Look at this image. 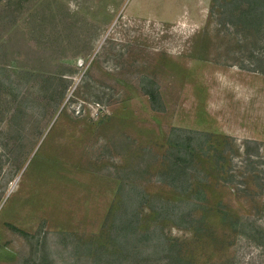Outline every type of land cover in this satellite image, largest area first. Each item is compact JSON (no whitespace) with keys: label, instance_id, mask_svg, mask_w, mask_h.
I'll list each match as a JSON object with an SVG mask.
<instances>
[{"label":"rangeland","instance_id":"obj_1","mask_svg":"<svg viewBox=\"0 0 264 264\" xmlns=\"http://www.w3.org/2000/svg\"><path fill=\"white\" fill-rule=\"evenodd\" d=\"M14 1L0 264H264V0Z\"/></svg>","mask_w":264,"mask_h":264},{"label":"trees","instance_id":"obj_2","mask_svg":"<svg viewBox=\"0 0 264 264\" xmlns=\"http://www.w3.org/2000/svg\"><path fill=\"white\" fill-rule=\"evenodd\" d=\"M17 3L18 2L17 1L15 2L14 0H7V4L2 5L0 0V47L5 46V44L11 42V38L9 34L15 28L16 22L15 20H13V14H15V12L17 11V7H16V5H18ZM3 42H5V44ZM11 68L12 66L10 64H4V65L0 64V74L5 76L4 74L6 73V76L8 77L7 80H9L10 82L13 81L12 76L9 74ZM9 85H12V83H9ZM12 86H10L11 88L10 87L9 88L18 89L17 87L18 85L14 86V88ZM27 97L28 94H24L22 97L21 106L23 108H24V103L27 100ZM19 111L21 112V107L19 108ZM27 111H28L27 109L25 108L23 109L24 113H27ZM12 115H16L15 112H12V114H10V117H12ZM16 116L19 115L17 114Z\"/></svg>","mask_w":264,"mask_h":264}]
</instances>
